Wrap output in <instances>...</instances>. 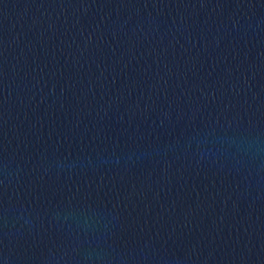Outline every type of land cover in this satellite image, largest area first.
I'll list each match as a JSON object with an SVG mask.
<instances>
[{"label": "water", "instance_id": "1", "mask_svg": "<svg viewBox=\"0 0 264 264\" xmlns=\"http://www.w3.org/2000/svg\"><path fill=\"white\" fill-rule=\"evenodd\" d=\"M0 264H264V0H0Z\"/></svg>", "mask_w": 264, "mask_h": 264}]
</instances>
